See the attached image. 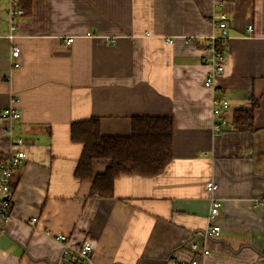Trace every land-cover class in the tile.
<instances>
[{"label":"crops","instance_id":"0c3cea01","mask_svg":"<svg viewBox=\"0 0 264 264\" xmlns=\"http://www.w3.org/2000/svg\"><path fill=\"white\" fill-rule=\"evenodd\" d=\"M10 1L0 0V113L15 100L25 159L10 180L11 218L0 220V264H56L61 245L47 230L71 248L91 244L90 261L72 264H264V0H30L12 40ZM219 13L226 66L208 88ZM215 95L228 109L213 117ZM237 110L252 111L250 129L232 126ZM135 116L172 119L171 160L152 177L119 176L111 197L90 195L92 180L74 176L72 122L96 118L102 135L127 136ZM106 166L94 161L93 175Z\"/></svg>","mask_w":264,"mask_h":264},{"label":"trees","instance_id":"16d2710c","mask_svg":"<svg viewBox=\"0 0 264 264\" xmlns=\"http://www.w3.org/2000/svg\"><path fill=\"white\" fill-rule=\"evenodd\" d=\"M224 1L229 0H215V3ZM29 4L30 0H18V6L23 10H27ZM232 126L240 131L250 129L252 111H235ZM172 132V119L166 116L132 117L131 131L127 136L102 135L96 118L74 121L70 126L71 141L82 144L74 176L79 180H92L90 195L111 197L113 182L119 176L152 177L164 170L172 158ZM94 161H105V170L93 175Z\"/></svg>","mask_w":264,"mask_h":264},{"label":"built area","instance_id":"2783aa9c","mask_svg":"<svg viewBox=\"0 0 264 264\" xmlns=\"http://www.w3.org/2000/svg\"><path fill=\"white\" fill-rule=\"evenodd\" d=\"M215 2V0H213ZM219 4V3H216ZM24 14L23 9L18 6V0H11L8 10L9 15V33L8 38L12 40L16 31L15 19L17 16ZM218 21L216 22V27L219 30L217 35H212L209 38L207 51L210 69L208 70L203 85L208 88H214L216 77L224 73L226 60L223 54V48L226 46L228 41V36L226 33V16L223 13L217 15ZM72 38H68L67 42H71ZM168 42H171V39H167ZM220 44V49H217V44ZM20 50L18 47L10 48V57L13 59L11 62V68L16 69L19 67V58ZM15 100L12 99V102ZM10 103L7 107L3 108L0 113V118L6 121V127L4 128V134L8 138V151L0 161V220L2 223H6L11 218V199H12V190H11V178L13 176L14 169L20 165L25 159V152L23 151V146L25 140L21 135L15 134V132L20 128V114L18 109ZM228 109V101L222 95H215L211 100V113L212 116H219ZM228 121L221 117L218 122H214L211 125V128L215 132H220L222 127L227 125ZM213 185L211 182L207 183V188L210 191ZM210 212L209 217H214L217 212L218 202L212 196L210 197ZM35 222L36 219L31 220ZM219 232L218 226H212L208 228L207 234L209 236H217ZM45 235L55 242H58L61 245V254L59 260L56 264H72L76 262H89L92 246L89 242H84L81 246L76 248H71L66 242V235L64 234H51L50 231H45ZM190 251H194L197 254L205 255L208 253V250L202 249L199 250L195 244L188 245ZM179 264H196L195 260H184L181 259Z\"/></svg>","mask_w":264,"mask_h":264}]
</instances>
